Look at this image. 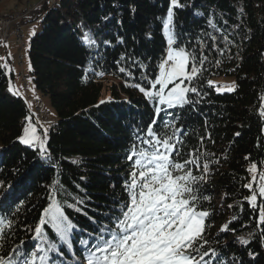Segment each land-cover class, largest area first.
<instances>
[{"label": "trees", "instance_id": "16d2710c", "mask_svg": "<svg viewBox=\"0 0 264 264\" xmlns=\"http://www.w3.org/2000/svg\"><path fill=\"white\" fill-rule=\"evenodd\" d=\"M169 3L42 0L28 16L42 24L30 39L29 78L35 92L50 97L56 119L45 127L46 155L19 140L26 117L35 118L26 98L9 91L16 73L5 52L6 60H0V216L12 219L13 226L0 241V254L21 241L32 249L34 228L55 199L75 228L72 245L52 254L53 264L82 261L80 240L92 242L128 201L125 184L135 159L128 157L133 145L147 147L141 140L155 119L161 136L182 130L177 133L181 158L196 149L201 165L209 162L200 182L201 193L210 197L202 207L211 213L202 251L217 250L214 264H264V225L257 227L258 213L244 199L250 192L242 186L251 181L252 163L264 170V0H180L184 7L173 10L174 46L207 59L192 82L199 94L189 93V103L173 108L150 102L134 86L149 88L167 55L162 18ZM85 33L94 44L84 42ZM215 77H232L235 89L209 87ZM157 107L164 109L158 116ZM192 170L203 175L202 168ZM225 224L228 230L221 231ZM42 228L59 243L50 225ZM241 237L249 243H241Z\"/></svg>", "mask_w": 264, "mask_h": 264}, {"label": "snow or ice", "instance_id": "6c2138e0", "mask_svg": "<svg viewBox=\"0 0 264 264\" xmlns=\"http://www.w3.org/2000/svg\"><path fill=\"white\" fill-rule=\"evenodd\" d=\"M178 7H184L180 0H170L167 14L162 18L164 34L170 47L166 59L158 65V74L150 82L149 88L134 85L150 102L168 108L189 103V93L199 94L192 82L202 71L207 59L184 47H172L176 43L173 10ZM32 34H35L34 31ZM84 42L88 45L95 43L88 33L84 34ZM3 59L0 57V60ZM2 67L11 71L7 64ZM119 71L125 72L126 69L122 67ZM169 85L172 87L169 88ZM208 85L214 86L212 81H208ZM235 87L233 84L227 90L232 91ZM221 90V87H217V91ZM9 91L19 95L11 81ZM163 110V107H157L156 115ZM260 114L264 116V108ZM26 119L28 124L19 140L30 146H36L39 142L41 154L46 155L45 143L37 134V128L30 117ZM155 125L154 119L145 130L147 138L141 140L147 147L138 149L133 145L128 157L129 160L135 158L134 170L125 184L128 201L121 207L113 224L103 226L92 242L80 240L85 255L77 264H214L219 259L216 249L202 251L208 244L205 237L206 220L211 213L202 207L201 201H209L210 197L201 193L200 182L205 180L209 172V162L201 165L196 149L181 158L179 146L182 141L177 133L182 130L174 129L172 135L165 133L161 136L155 130ZM44 131L46 135L47 130ZM203 139L201 137V142ZM192 166L197 170L202 168L203 175H194ZM247 171L252 174L251 182L242 186L249 190L250 195L244 199L258 213L256 223L260 227L264 225V170H258L257 164L252 163ZM46 224L54 230L59 243L48 239L42 228ZM12 226V219L0 216V241L7 239V231ZM74 228L58 202L53 199L34 228V236L31 237L36 241L34 247L27 249L25 242L21 241L10 252L0 254V264H53L52 254H60L61 246L72 245L71 234ZM226 230L228 224L221 227V231ZM105 231L107 236L104 235ZM240 242L249 243L243 237ZM0 248H3V243H0ZM205 257L211 258L205 260Z\"/></svg>", "mask_w": 264, "mask_h": 264}, {"label": "rangeland", "instance_id": "374dc122", "mask_svg": "<svg viewBox=\"0 0 264 264\" xmlns=\"http://www.w3.org/2000/svg\"><path fill=\"white\" fill-rule=\"evenodd\" d=\"M4 0H0V15L5 16L11 13H14L15 11L22 12L25 10L26 6H29L28 2H25L27 0H5L6 2H3ZM34 1V0H32ZM39 2L42 0H38ZM19 2H24V4L19 6H13L14 3L19 4ZM13 4V5H12ZM34 4V3H33ZM13 6L14 11L3 14V12H7L9 7ZM22 8L24 10H22ZM22 10V11H20ZM24 24V31H25V39H24V45L23 48L18 49L14 47L12 42L5 43L0 41V57H3V62L6 60V54L5 52H9L11 55V59L13 62V69L16 73V77L13 79L12 86L14 89L18 90L19 94H21L24 98H26L28 105L32 111V115L34 116L35 120L33 121L31 119L32 124L37 128V134L40 136L41 141H44L45 143V149H46V143L48 139V132L45 135L42 133L41 128L45 130V127L49 126L52 121L56 119L55 111L53 109V106L50 101V97L46 95H42L40 93L35 92L34 84L29 78V51H30V39L32 36H34L37 32L41 30V22L38 20L31 21L29 18L25 20ZM16 25H12V29ZM34 31V35L32 34ZM170 47V46H169ZM172 47H175L172 45ZM169 50V48H168ZM168 52V51H167ZM167 56V55H166ZM166 59V57H165ZM20 60V61H19ZM22 72H24L22 74ZM22 74V75H21ZM28 76V77H27ZM234 79L232 77H215L213 83L217 87H221L222 90L220 92L228 91L227 87L232 86L231 82ZM178 82V81H177ZM187 84V81L185 82ZM172 85H169V88H171ZM41 107L42 116L46 115L44 118L37 112L36 110V104L37 101ZM263 106H264V100H263ZM28 123L24 126V128L27 126ZM23 135V133H22ZM21 135V136H22ZM20 136V137H21ZM30 146V145H27ZM39 147V142H37L36 146ZM251 182V181H250Z\"/></svg>", "mask_w": 264, "mask_h": 264}, {"label": "built area", "instance_id": "2783aa9c", "mask_svg": "<svg viewBox=\"0 0 264 264\" xmlns=\"http://www.w3.org/2000/svg\"><path fill=\"white\" fill-rule=\"evenodd\" d=\"M37 3H29L28 9L25 12L15 11L14 13L2 16L0 15V33L5 35L7 43L12 42L16 47L23 48V40L25 38L24 22L28 16L37 7ZM16 25L12 29V25ZM39 115L42 116L41 107L37 101Z\"/></svg>", "mask_w": 264, "mask_h": 264}, {"label": "crops", "instance_id": "0c3cea01", "mask_svg": "<svg viewBox=\"0 0 264 264\" xmlns=\"http://www.w3.org/2000/svg\"><path fill=\"white\" fill-rule=\"evenodd\" d=\"M3 2H6V1L4 0ZM25 2L40 3L41 1L39 2L38 0H34V1H32V0H27V1H25ZM22 4H24V2H19V4L14 3V5H13V4H12V5H13V6H19V7H20V5H22ZM13 6H10L9 9H8V11H7V12H3V14H8V13L14 11Z\"/></svg>", "mask_w": 264, "mask_h": 264}, {"label": "bare ground", "instance_id": "6f19581e", "mask_svg": "<svg viewBox=\"0 0 264 264\" xmlns=\"http://www.w3.org/2000/svg\"><path fill=\"white\" fill-rule=\"evenodd\" d=\"M26 9H28L27 6H26L25 10L22 8V10H24V11H22V10H20V11L25 12ZM24 39H25V38H24ZM0 41L7 43L6 38H5V35H2L1 33H0ZM23 45H24V40H23ZM42 112H43V110H42ZM43 116H44V115H43Z\"/></svg>", "mask_w": 264, "mask_h": 264}]
</instances>
